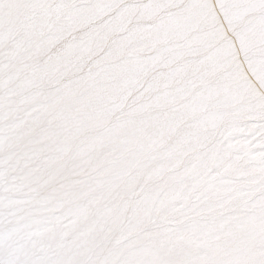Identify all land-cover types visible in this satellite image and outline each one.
I'll use <instances>...</instances> for the list:
<instances>
[{
	"label": "snow or ice",
	"instance_id": "1",
	"mask_svg": "<svg viewBox=\"0 0 264 264\" xmlns=\"http://www.w3.org/2000/svg\"><path fill=\"white\" fill-rule=\"evenodd\" d=\"M0 264H264V0H0Z\"/></svg>",
	"mask_w": 264,
	"mask_h": 264
}]
</instances>
